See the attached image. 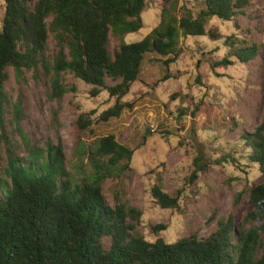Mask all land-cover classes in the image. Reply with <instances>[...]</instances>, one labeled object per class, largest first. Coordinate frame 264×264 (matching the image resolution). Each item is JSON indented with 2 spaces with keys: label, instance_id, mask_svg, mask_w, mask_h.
Here are the masks:
<instances>
[{
  "label": "trees",
  "instance_id": "16d2710c",
  "mask_svg": "<svg viewBox=\"0 0 264 264\" xmlns=\"http://www.w3.org/2000/svg\"><path fill=\"white\" fill-rule=\"evenodd\" d=\"M5 2L0 31V145L6 154L0 170V264H264V180L250 190L239 228L230 216L219 220L206 237L192 233L171 243L163 238L145 240L127 221L137 209L120 200L113 206L104 193L114 169H129L134 150L114 135L100 137L87 152L88 168L74 173L61 143L29 144L20 123L21 101L12 104L5 89L7 69L12 67L18 79L25 72L46 78L54 98L61 100L69 91L63 76L70 73L92 85L93 96L107 90L116 99L98 119L120 117L131 108L122 98L138 79L147 52L168 56L166 63L175 61L182 35L217 38L218 32L206 27L208 19L235 20L238 26L250 0H205L197 15L185 11L173 23L162 19L141 40L121 42L112 53L111 35L122 37L142 28L146 0ZM51 35L56 44L52 58L46 54ZM224 43L230 54L215 65L233 64L231 56L248 62L260 53L259 43L239 34L227 36ZM10 104L15 131L26 146L23 155L16 151L5 122ZM92 120L81 114L78 124L87 128ZM240 140L249 161L264 174V122L253 132H242ZM152 195L163 208L179 204L180 194H168L159 184ZM158 228L165 230L167 225Z\"/></svg>",
  "mask_w": 264,
  "mask_h": 264
},
{
  "label": "rangeland",
  "instance_id": "374dc122",
  "mask_svg": "<svg viewBox=\"0 0 264 264\" xmlns=\"http://www.w3.org/2000/svg\"><path fill=\"white\" fill-rule=\"evenodd\" d=\"M204 2L146 0L142 28L122 37L111 35L110 52L121 42L141 40L162 19L173 23L185 11L197 15ZM5 11L6 2L0 0V31ZM237 24L235 20L210 17L206 27L217 31L218 37L182 35L180 55L173 62H165L168 56L147 52L138 79L122 98L131 108L107 121L98 119L99 115L116 99L107 90L93 96V86L70 73L63 76L69 91L61 100L54 98L46 78L37 79L25 72L18 79L12 67L7 69L5 89L12 104L21 101L20 123L29 144L43 147L47 142L61 143L74 173L88 168L87 152L100 137L114 135L119 143L134 150L129 169H114L104 193L113 206L120 200L137 209L127 218L135 235L148 241L163 238L168 243L192 233L206 237L219 220L230 216L239 228L250 190L264 180L240 140L242 132H253L264 122V0H250ZM233 34L259 43L260 53L248 62L230 55L233 64L215 65L230 54L224 41ZM55 51L51 35L46 54L52 58ZM81 114L93 118L89 127L78 124ZM5 118L16 151L25 154L24 140L15 131L11 104ZM5 159L0 145V170ZM157 184L168 194H180L178 206L163 208L157 202L152 195ZM159 224L167 228L160 230Z\"/></svg>",
  "mask_w": 264,
  "mask_h": 264
}]
</instances>
